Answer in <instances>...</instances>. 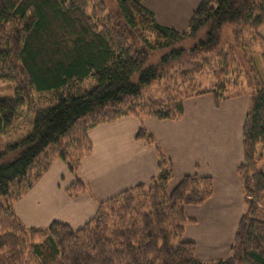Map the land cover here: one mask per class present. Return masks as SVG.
I'll list each match as a JSON object with an SVG mask.
<instances>
[{"label": "trees", "instance_id": "obj_1", "mask_svg": "<svg viewBox=\"0 0 264 264\" xmlns=\"http://www.w3.org/2000/svg\"><path fill=\"white\" fill-rule=\"evenodd\" d=\"M115 2L113 9L105 0H0V81L16 85L13 97L0 98V135L34 94L53 95L49 106L36 111L29 134L0 145V197L6 199L0 205V264H30V253L40 264H264V220L258 217L264 194V156L258 150L264 144V81L252 69L244 84L232 83L235 52L214 53L230 24L235 47L259 41L264 55V0H203L184 32L160 25L143 0ZM188 41L187 49L182 44ZM156 51L165 52L150 63ZM201 56L182 90L168 84L159 96L145 94L166 77L167 66ZM207 63L213 80L204 85L195 78L206 72ZM88 81L93 86L85 88ZM246 92L251 106L245 159L238 168L246 210L227 258L204 261L197 244L185 237L195 221L185 207L208 200L213 179L186 175L169 192L174 174L158 145L159 175L103 202L79 229L60 221L29 227L17 215L15 205L56 159L76 174L92 151L93 127L130 115L178 120L187 98L213 94L219 103ZM137 138L156 142L144 128ZM87 188L76 180L69 191L77 195Z\"/></svg>", "mask_w": 264, "mask_h": 264}, {"label": "crops", "instance_id": "obj_2", "mask_svg": "<svg viewBox=\"0 0 264 264\" xmlns=\"http://www.w3.org/2000/svg\"><path fill=\"white\" fill-rule=\"evenodd\" d=\"M203 0H143L158 23L184 32ZM264 40V26L260 29ZM251 94L217 103L213 94L184 100L178 120L125 116L89 130L92 151L74 174L66 162L56 159L42 179L15 205L20 219L29 227L47 228L54 221L73 229L83 227L100 205L122 191L148 184L160 173L161 152L170 160L176 180L186 175L211 177L213 195L200 205H187L195 219L185 237L198 246L204 261L227 258L246 210L238 168L244 162V126ZM144 119H147L144 123ZM143 120V121H142ZM141 128L156 142L138 139ZM264 172V160L260 163ZM80 180L87 190L77 195L70 188ZM258 217L264 220V194Z\"/></svg>", "mask_w": 264, "mask_h": 264}, {"label": "rangeland", "instance_id": "obj_3", "mask_svg": "<svg viewBox=\"0 0 264 264\" xmlns=\"http://www.w3.org/2000/svg\"><path fill=\"white\" fill-rule=\"evenodd\" d=\"M105 1L113 9L116 8L117 4L115 0H105ZM234 29L235 27L231 26L230 24L225 26L219 48H217V50L214 52V53L224 52V51L226 52L230 51L231 53L232 51L235 52L236 58H234V60L236 61L238 66H235L233 73L228 78L231 80L232 83L236 82L238 85L239 84L242 85L246 82L247 80L246 78H248L249 75L254 74L252 72V69H255L256 73L258 72L259 77L264 81V55H263L262 43L256 41V42H252L253 44H250L248 47H246V45L243 48L235 47ZM191 43L192 42L188 41L186 43H183L182 45L183 46L185 45V47H187L188 49ZM164 52L165 51L154 52L151 55L150 63H156L160 59L162 53ZM203 56L199 57L200 59H196L195 57H186L179 63H174L167 66L165 68L166 70L165 73H167L166 77L162 81L155 83L148 90H146L145 94H147V96H159V92L161 93L162 89H164L168 84L172 86L171 88L174 90H182L183 86L188 85L192 78L191 73L188 72V70L192 67L191 64H193V62L195 61L202 60ZM207 58L210 60V56H207ZM238 62L240 63V65ZM207 65L208 63L205 65L204 68L205 71L207 70ZM136 80L137 78H134V81ZM195 80L204 82L203 83L204 85H208L212 82L213 79L206 71L202 75H197ZM194 83L195 82L193 81L192 84ZM91 86H93V82L90 81L86 82L85 88H89ZM232 88L233 90L235 89L238 90V86ZM15 94H16L15 83L0 81V98L13 97ZM50 98L53 99V95H48V94L43 95L38 93L34 94L32 99L29 101V103L23 106L17 113L15 124L11 127V129H9L7 133L0 135V145L6 146L10 144H15L17 141H19L20 137L26 136L27 133L29 134L36 111L46 106H49ZM146 120L147 119H144V123L146 122ZM258 150L259 153H262L264 156V144L260 145ZM180 180L181 179L176 180V178L173 177V179L169 184L168 191L169 192L172 191L178 185ZM4 203H6V199L0 197V205ZM38 240L42 241L43 238H38ZM197 252H198V246H197ZM35 255L34 257H31V253L30 256L28 254L27 263L31 264L32 262V264H40L38 258ZM50 264H54V263H50Z\"/></svg>", "mask_w": 264, "mask_h": 264}]
</instances>
